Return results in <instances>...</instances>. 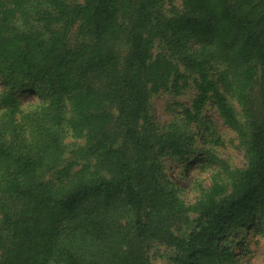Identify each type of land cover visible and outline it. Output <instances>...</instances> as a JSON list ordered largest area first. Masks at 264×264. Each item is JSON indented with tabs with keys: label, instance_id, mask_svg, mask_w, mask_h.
Here are the masks:
<instances>
[{
	"label": "trees",
	"instance_id": "16d2710c",
	"mask_svg": "<svg viewBox=\"0 0 264 264\" xmlns=\"http://www.w3.org/2000/svg\"><path fill=\"white\" fill-rule=\"evenodd\" d=\"M180 1L0 0V264H151L156 245L170 264L249 254L240 233L264 228V115L249 104L259 77L264 110V0ZM189 81L191 106L158 126L151 99ZM207 106L246 165L222 164L188 205L166 163L192 161Z\"/></svg>",
	"mask_w": 264,
	"mask_h": 264
},
{
	"label": "rangeland",
	"instance_id": "374dc122",
	"mask_svg": "<svg viewBox=\"0 0 264 264\" xmlns=\"http://www.w3.org/2000/svg\"><path fill=\"white\" fill-rule=\"evenodd\" d=\"M81 2L82 0H72ZM172 6L166 9L175 8L181 10L180 0H170ZM185 70L181 67V72ZM1 88V86H0ZM260 80L253 84L249 92V104L252 113L257 118L264 115V110L259 105ZM196 95L192 81H189L179 95L171 92H164L151 99V110L155 122L163 127L169 123L179 120L183 108H189ZM24 104L36 101L33 95H23L21 98ZM230 104L237 117L243 122L242 110L237 102L230 99ZM202 118L204 127L193 126V132L203 131V136L196 138V150L191 157L192 161L188 164H177L174 162L166 163V174L174 180L179 190L180 198L188 205H192L200 196L202 189H208L212 185L214 176L221 170V165L230 169H242L246 165V155L243 145L235 132L227 127L216 109L207 106L203 110ZM208 127L209 130L204 128ZM65 143L70 145L72 139L67 138ZM222 165V166H223ZM189 220L193 221L195 215L188 214ZM189 228H183L181 233H187ZM247 245L249 254L239 258L238 264H264V228L258 231L253 229L245 230L240 233ZM173 255L171 249L165 246L156 245L150 249L149 256L151 264H170L168 258Z\"/></svg>",
	"mask_w": 264,
	"mask_h": 264
}]
</instances>
